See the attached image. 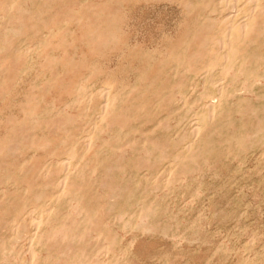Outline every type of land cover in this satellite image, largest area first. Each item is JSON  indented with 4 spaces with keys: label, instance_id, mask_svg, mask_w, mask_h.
<instances>
[{
    "label": "rangeland",
    "instance_id": "rangeland-1",
    "mask_svg": "<svg viewBox=\"0 0 264 264\" xmlns=\"http://www.w3.org/2000/svg\"><path fill=\"white\" fill-rule=\"evenodd\" d=\"M0 264H264V0H0Z\"/></svg>",
    "mask_w": 264,
    "mask_h": 264
}]
</instances>
